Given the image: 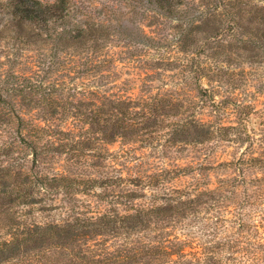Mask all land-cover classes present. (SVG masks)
Instances as JSON below:
<instances>
[{
    "label": "trees",
    "instance_id": "16d2710c",
    "mask_svg": "<svg viewBox=\"0 0 264 264\" xmlns=\"http://www.w3.org/2000/svg\"><path fill=\"white\" fill-rule=\"evenodd\" d=\"M150 1L162 0L144 3ZM165 1L172 12L175 0ZM219 1L218 16L190 32L202 30L208 38L233 24L245 35L236 40L247 56H262L264 5ZM68 3L0 0V264H264V133L257 147L249 148L251 140L236 159L214 161L206 147L210 141L240 144L248 135L242 137L237 125L174 121L170 139L188 142L194 152L186 165L151 174L116 168L121 163L110 162L109 145L152 143L165 118L155 105L130 97L96 93V100L73 103L43 82L56 69L58 54L59 70L78 76L100 70L113 33L138 43L120 20L111 27L71 15ZM47 42L51 53L44 51ZM31 51V57L49 60L22 61L28 69L37 67L26 76L16 71L18 58ZM38 70L43 74L36 77ZM68 115L76 129L60 127ZM39 117L43 125L35 121ZM11 123L22 147L4 137ZM210 172L214 185L201 187ZM187 173L193 178L189 190H166L167 181ZM36 212L48 219H36Z\"/></svg>",
    "mask_w": 264,
    "mask_h": 264
},
{
    "label": "rangeland",
    "instance_id": "374dc122",
    "mask_svg": "<svg viewBox=\"0 0 264 264\" xmlns=\"http://www.w3.org/2000/svg\"><path fill=\"white\" fill-rule=\"evenodd\" d=\"M145 1L69 0L71 15L103 21L111 27H115L120 20L126 25L128 33L136 35L138 43L113 33L102 49L100 57L104 62L100 70L78 76L72 70L69 74L59 70L60 65H63V54H58L55 58L58 62L56 69L46 72L43 82L53 83L51 89L56 90V93L61 92L62 96L68 94V99L73 103H77L80 98L83 101L91 98L96 100V93H105L130 97L139 104L151 103L158 107L159 116L164 117L165 121L149 138L152 143L123 144L117 140L109 145L110 162L121 163L119 166L116 164V168H130L132 171L151 174L164 173V169H172L174 165H186L194 152L188 142L182 145L179 138L170 139L168 130L174 121L184 123L193 119L214 125H237L242 137L248 135L240 144L226 139L210 141L206 147L210 159L214 161L236 159L251 140L249 148L257 147L258 142H261L258 137L264 133V54L259 58L247 56L248 49L236 40L244 34L233 24L225 23L217 34L214 31L208 38L202 30L193 29L190 32L192 26L213 18V13L218 16L222 8L219 0H175L172 1V12L165 0L150 1L148 4ZM254 1L264 5V0ZM215 5L218 6L215 8ZM189 18H192V22L188 21ZM50 46L47 42L44 49L46 53H51ZM30 53L32 51L19 56L21 63L16 69L26 76H31L37 67L31 64L32 68L28 69L29 64L22 61L27 59L29 63H36L40 58L49 60V56L35 54L31 57ZM1 60H4L3 54H0ZM94 62L89 61L87 67L94 65ZM71 64L67 63V67ZM41 74L43 72L38 70L35 76ZM19 98L16 96V107L20 105ZM26 111L27 108L22 105L24 117L29 115ZM41 119L39 117L35 121L43 125ZM64 122L60 127L76 129L75 119L70 115L64 118ZM7 128L4 137L22 147L16 124L11 123ZM228 133H232V130ZM174 139L177 141L174 142ZM27 157H30V153ZM62 157L60 164L63 162ZM56 169L61 167L58 165ZM172 174L170 172L168 175ZM214 179L210 172L207 177L200 179L201 187L205 184L212 187ZM192 180L188 173L180 175L167 181L165 188L189 190ZM87 199L91 201L94 197ZM89 207L94 208L92 203ZM36 215V219H48L43 214L36 212Z\"/></svg>",
    "mask_w": 264,
    "mask_h": 264
}]
</instances>
